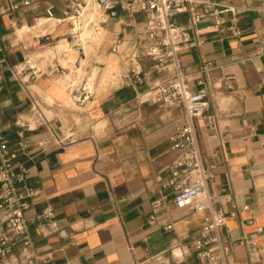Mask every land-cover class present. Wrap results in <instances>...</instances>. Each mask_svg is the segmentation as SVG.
<instances>
[{"label":"crops","instance_id":"obj_1","mask_svg":"<svg viewBox=\"0 0 264 264\" xmlns=\"http://www.w3.org/2000/svg\"><path fill=\"white\" fill-rule=\"evenodd\" d=\"M82 1L0 0V129L18 154L16 170L27 169L25 182L40 190L28 216L52 207L60 224L46 235L32 224L35 250L49 264H198L188 242L208 212L177 209L171 200L153 208L175 157L168 138L186 120L181 105L151 101L153 88L173 73L140 83L131 60L120 58L125 67L118 86L103 88L102 72L87 76L86 59L65 52L82 49L89 58L96 43L58 49L73 31L58 20L69 4ZM206 1L237 9L222 16L219 28H209L217 21L206 18L193 35L197 45L180 53L189 73L213 68L209 100L216 126L210 130L201 119L199 130L205 163L215 172L207 193L212 212L226 218L221 237L227 264H264V0H191L194 13H202ZM15 3L20 7L12 10ZM112 11L99 57L105 64L115 41L140 39L141 50L148 45L142 15L131 19ZM231 25L241 34L228 32ZM140 63L143 70L151 67L148 58ZM230 75L234 90L224 82ZM37 106L39 115L32 117ZM18 116L31 126H15ZM3 232L12 235L7 226ZM243 238L256 246L242 244ZM21 253L16 246L12 260Z\"/></svg>","mask_w":264,"mask_h":264},{"label":"built area","instance_id":"obj_2","mask_svg":"<svg viewBox=\"0 0 264 264\" xmlns=\"http://www.w3.org/2000/svg\"><path fill=\"white\" fill-rule=\"evenodd\" d=\"M98 1V0H97ZM99 2V1H98ZM28 5L29 2H24ZM106 12L121 9L131 19L142 15L145 21L144 40L147 47L140 49V39L132 42L115 41L112 52L123 60H131L130 72L135 79L143 83L155 75L172 72L169 81L158 84L153 88L151 101L153 104L165 107L179 104L185 113V122L177 126L170 134L169 146L175 157L169 166L168 174L160 187V196L153 202L157 209L171 200L177 209H191L197 213H206L201 229L189 238V250L196 256L198 264H227L225 246L221 230L226 226V218L222 214L212 212V201L207 193L209 183L215 178L214 167L205 163L202 147L199 142L200 120L207 123L210 130H215V116L210 113L211 103V72L207 64L194 73L187 72L181 62L180 53L183 48L194 47L197 42L193 35L198 26L208 17L216 18V24L209 28H219L222 16L226 13L237 14L232 6L219 8L215 3L205 2L202 13H194L191 0H107L101 3ZM86 2L71 3L58 21H68L74 26L71 18L81 16ZM20 4L12 5V10L19 9ZM190 13L186 22H180L178 16ZM49 17L53 16L48 10ZM107 21H101L96 27L100 34ZM83 25V23H82ZM224 30V29H222ZM226 30L235 36L241 34L236 25ZM148 58L151 67L143 70L141 59ZM229 90H234V76L224 78ZM2 88L0 86V94ZM39 107L33 108L32 117L39 115ZM45 118V117H44ZM47 119V118H45ZM47 121V120H46ZM32 121L24 116H18L14 125L28 128ZM23 150L28 145H21ZM18 158L12 152L9 141L0 129V227H9L12 235L0 234V264H49V257L40 256L35 250V240L32 224L36 223L41 235L60 230L59 221L52 207H47L36 216H28L31 201L40 195V190L29 186L26 181L28 170H16L14 161ZM243 206L242 209H248ZM155 219L154 215L150 217ZM253 220L250 221L252 223ZM168 229L172 225L167 226ZM260 232L263 228L258 229ZM244 245L256 246L255 241L243 238ZM16 246L22 248L21 255L12 260Z\"/></svg>","mask_w":264,"mask_h":264},{"label":"rangeland","instance_id":"obj_3","mask_svg":"<svg viewBox=\"0 0 264 264\" xmlns=\"http://www.w3.org/2000/svg\"><path fill=\"white\" fill-rule=\"evenodd\" d=\"M83 1L86 2V3L88 2V0H83ZM96 2H98V1L97 0H93L92 7L95 6ZM84 6H86V5H84ZM83 11H84V9H83ZM99 11H100L99 17H102L103 19H107L108 20L107 24H109L111 22V18H112L111 14H109V12H106V10L103 9V6H101L99 8ZM71 19H72V22L74 23V26H75V22L77 20H79L78 17L73 16ZM82 19H84V18H82ZM84 24L85 25L81 26V30H79L78 33H76L75 31H71L72 32L71 33V37H70V40L68 42L70 45L75 46V47H78L77 44L80 45L78 39H80V37H81L80 35H83L84 32H85V27L84 26H86L88 24L87 27L89 29H93L94 28L95 32H97L96 31V27L100 25L99 21L96 22V21H91V20H88ZM74 26L69 23V27L70 28L74 29ZM101 33L104 34V29L103 28L101 30ZM96 44H97V47H96L97 49L95 50L96 52L91 54L89 56V58H87V55L83 52L82 49L79 51V53L72 52V50L74 51V48H72V47H71V49L68 52H65V55L70 56L69 58H72L73 60L75 59V57L78 60L79 59L82 60L83 58L86 59V67H89V69L86 70L87 76H90V73L93 71V73L96 75L95 76V79H96L97 76H98V73L102 72V77H103L102 82H101V78H100L101 75H99V77H98V79H100V82H99L100 85L103 88H109V87H113V86L116 87L120 83V77L123 74L124 67H125L124 65L125 64H123L122 60L120 59V57L118 55L114 54L118 66H116L115 69H112V71H111L112 73L110 75H106L105 71L110 66V64L108 63V61H106L107 64H105L99 58L100 56H103V54L105 53V49H103V47H102L104 43L100 42V43H96ZM75 52H76V50H75ZM112 53H113L112 49H108V52H107L106 55H111ZM96 62H102L103 65H96L95 64ZM99 66L102 67V68L106 67V69L101 71V68H99Z\"/></svg>","mask_w":264,"mask_h":264},{"label":"bare ground","instance_id":"obj_4","mask_svg":"<svg viewBox=\"0 0 264 264\" xmlns=\"http://www.w3.org/2000/svg\"><path fill=\"white\" fill-rule=\"evenodd\" d=\"M92 2H93V0H88V2L86 3V6L83 5L84 11L81 13V16L78 17L79 20H77L75 22L76 27L74 26V29H73V31H75L76 33H78L79 30H81L82 23H83V25H85L84 23H86L88 20L96 21V22L99 21V23L102 20L108 21L107 19H103L102 17H99V15H100L99 8L103 5L100 2H96L95 6L92 7ZM82 18H84V19H82ZM71 21H72V19H71ZM87 26H88V24L86 26H84L85 32L83 35H80L81 37H80V39H78L79 42L84 41L86 43L90 42L91 44L92 43H100V42L105 41L110 36V33L107 31L108 29H106L105 27L103 28L104 34L101 32L99 34V33L95 32L94 28L89 29ZM69 47H70V44L68 43V41H66L58 49H59V51H62L63 49L69 48ZM106 61H108L110 66L106 69L105 73H106V75H110L112 73L111 72L112 69H115L116 66H118V64H117V61H116L114 54L107 55ZM79 74H81V72H79Z\"/></svg>","mask_w":264,"mask_h":264},{"label":"water","instance_id":"obj_5","mask_svg":"<svg viewBox=\"0 0 264 264\" xmlns=\"http://www.w3.org/2000/svg\"><path fill=\"white\" fill-rule=\"evenodd\" d=\"M100 3H105L107 0H98ZM112 14H117V10L112 11Z\"/></svg>","mask_w":264,"mask_h":264}]
</instances>
